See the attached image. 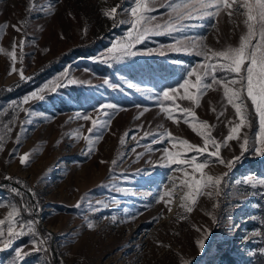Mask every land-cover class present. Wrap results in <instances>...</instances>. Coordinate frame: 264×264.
I'll return each instance as SVG.
<instances>
[{
	"label": "rangeland",
	"instance_id": "rangeland-1",
	"mask_svg": "<svg viewBox=\"0 0 264 264\" xmlns=\"http://www.w3.org/2000/svg\"><path fill=\"white\" fill-rule=\"evenodd\" d=\"M32 2L44 8L51 4L53 10L29 13L30 0H0V48L10 52L13 41L18 45L25 39L22 61L17 47L16 67L22 68L26 76L67 48L99 38L93 55L86 59L96 61L101 71L90 69L79 57L51 73L20 99L66 68L69 78L78 82L67 84L65 80L64 87L46 92L44 100L30 101L25 107L34 115L18 112L15 125H9L12 127L10 134L4 124L12 119L13 112L11 109L2 112L0 136L4 137V148L0 151V204L3 206H0V219L15 206L24 221H39L36 227L41 236L51 234L47 256L33 252L16 264H185V261L187 264H264V186L244 183L248 179L264 180V155L250 150L231 169L211 163L205 169L208 174L228 173L221 186L222 192L217 196L214 189H205V193L212 191L213 195L198 197L193 211L187 213L181 207L187 191L182 185L184 174L158 166L163 148L171 149L172 145L167 141L152 144V137L140 139L145 131L167 130L180 139L203 145L202 138L183 123L182 117L179 124L167 119L159 106L147 98V93L136 92L124 82L151 87L162 93L165 88L182 82L186 71L202 58L166 52L163 56L157 53L137 55L122 62L105 64L94 58L100 57L114 40L125 34L131 17L124 9H130L134 0ZM167 2L156 0L152 5L158 9L152 15L160 18V22L167 19V9L160 7ZM116 5H120L117 20L124 23L113 27V21L104 12ZM232 19L235 24L222 13L218 18V31L209 27L211 20L186 21L205 26L175 35L204 37L207 46L214 50L236 46L246 29L243 16ZM4 24L8 27L4 28ZM12 25L20 27L21 31H16ZM172 42V37L167 35L151 36L137 45L136 50L159 49ZM5 52H0V85L20 78L18 73L9 74L12 64ZM162 59L171 66L170 76L163 77L162 69L155 64ZM105 80H108L107 84ZM109 103L117 105L115 110H107L111 113L112 123L103 131V138L90 146L84 137L90 135L91 121L77 119L76 114L104 118L96 109ZM248 103L251 111L250 101ZM176 104L196 113L197 120L192 123L207 121L214 126L211 134L217 141L227 135L228 121L235 119L231 106L225 107L222 89H209L201 97L199 107L187 100H177ZM144 108L149 110L140 116ZM173 108L176 112L175 106ZM21 121L31 122H26L22 130ZM256 130L255 120L250 131L245 129L250 137ZM96 134L94 131L91 139H95ZM17 135L21 137L19 143ZM229 145L221 149L225 160L240 155L238 143L230 141ZM90 147L95 150L87 154ZM149 148L152 151H148ZM175 150L182 151V147L177 144ZM141 152L144 155L137 159V153ZM24 153H30L27 165L19 162V156ZM192 154L188 153V156ZM114 160L115 164L112 163ZM187 171L191 173L192 169L189 167ZM5 176H11L13 180L8 181ZM169 176L175 179L169 181ZM17 180L19 184L15 182ZM10 187H18L25 194V190L32 189L35 196L26 195L32 205L37 204V209L27 211L26 208L31 209L32 205L24 204L11 193ZM121 187L136 195L116 190ZM166 189L173 193L171 211L163 202L156 203L157 193ZM97 201H103L107 206L98 205ZM93 207L100 210L93 211ZM125 210L141 214L135 220H129ZM89 222L94 224L93 228H88ZM30 239L29 236L20 237L12 248L0 250V264H14L15 248L30 251ZM200 239L205 240L203 248L197 244Z\"/></svg>",
	"mask_w": 264,
	"mask_h": 264
},
{
	"label": "snow or ice",
	"instance_id": "snow-or-ice-1",
	"mask_svg": "<svg viewBox=\"0 0 264 264\" xmlns=\"http://www.w3.org/2000/svg\"><path fill=\"white\" fill-rule=\"evenodd\" d=\"M154 3H156V0H134L130 9H124L131 17L128 21L130 26L122 37L114 40L111 46L100 57L94 58V60L111 64L122 62L129 57L137 55H152L153 53H157L163 56L166 52L194 54L202 58L200 63L186 71L182 82L177 83L175 87L165 88L162 93L155 92L151 87H141L139 84L124 81L128 84L129 88L135 89L136 92L147 93V98L159 106L160 111L165 114L167 119L179 124L182 117L183 123L188 124L202 138V146L190 143L187 139H180L167 130L157 133L145 131L143 137L140 138L141 140H146L152 137V144L167 141V143L172 145L171 149L168 147L163 148L158 166L184 174L185 179L182 181V185L187 188V191L182 197L184 203H182L181 207L184 208L185 212L191 213L197 204L198 197L205 194L209 197L213 195L212 191L205 193V189H214L217 196L222 192L221 186L228 173L225 172L223 175L208 174L205 172V169L211 163L216 162L231 169L244 153L250 150L257 155H264V0H168L166 4L160 5V7L167 9V19H164L163 22H160V18L156 15H152V13L158 10L152 6ZM119 7L120 5H116L104 12V15L113 21V27H118L124 23V21L117 20V9ZM52 10L51 4L47 8L39 7L32 0H30L27 9L29 13ZM222 13L233 24L236 23L232 19L234 16L244 17L242 23L246 31L240 35L238 45L236 46L228 45L220 50H214L207 46L204 37L175 35L177 33H186L188 29L193 27L205 26L202 23H186V21L191 20H211L212 23L209 27L218 31V18L221 17ZM7 27L8 25L4 24V28ZM12 27L18 32L21 31L17 25H12ZM159 35L170 36L173 42L166 46H160L159 49L136 50L137 45L143 43L151 36ZM17 47L20 49V59L22 61L25 39H21L18 45L13 41L10 52H5L3 48H0V52H5L11 60L12 67L9 74L18 73L21 81H28L32 77L25 76L23 69L16 67ZM218 73L220 75H217ZM65 80L67 84L78 82L75 79L69 78L68 69L66 68L57 77L46 82L42 87L28 93L22 99L12 100L7 109L4 110L11 109L13 112L12 119L4 124L7 133L10 134L12 132V127L9 125H15L18 112H24L28 116L34 115L32 110L25 107V105H28L33 100H44L46 92H55L58 88L64 87ZM105 83L107 84L108 80H105ZM113 87H119V85H113ZM209 89H222L223 100L226 101L225 107L230 105L234 110L235 119L228 121V132L222 141H217L212 136L211 128L214 126L209 125L207 121L192 123L191 121L197 120L196 113L191 108H180L176 104L177 100H187L192 102L195 107H199L201 97ZM173 106H175L176 112H174ZM116 108L117 105L111 103L99 105L96 111L102 112L104 118L94 119L90 114L79 112L76 114L77 119L91 121L92 127L88 128L90 135L84 137V139L88 140L90 146L103 138V131L107 130L112 123L110 119L111 113L107 110H115ZM148 110V108H144L140 116H143L144 112ZM221 115H223V112H221ZM254 120L257 122L258 130L250 137L248 131H245V129L250 131L253 128ZM26 122L30 123L31 121L20 122L22 130ZM94 131L97 134L95 139H91V134ZM135 138L133 136V139ZM16 139L17 143H19L21 137L17 135ZM3 140L4 137L0 136V151L4 148ZM230 141H235L239 144L240 155L225 160L221 156V149L228 148ZM121 143H123V139ZM137 143L139 144V141ZM177 144L182 147V151L175 150ZM94 150V148L90 147L87 154H90ZM14 151L16 150L14 149ZM148 151H152V149L149 148ZM188 153L193 154L189 157ZM143 155V152L137 153L136 158L139 159ZM19 162L22 165H27L30 162V153L20 155ZM112 163L115 164L116 161L114 160ZM189 167L192 169L191 173L187 171ZM197 173L199 174L198 176L196 175ZM5 179L8 181L13 180L11 176H5ZM174 179L172 176L168 177L169 181ZM15 182L17 184L20 183L19 180ZM244 183L253 186L257 184L264 186V180L248 179ZM116 190L136 195L135 192H131L130 189L124 187L117 188ZM10 191L12 194L20 196V189L18 187H10ZM28 192L35 196L32 189L29 188ZM172 195V190L169 189L159 191L156 203L163 202L168 207V210L171 211ZM96 204L103 205L104 207L107 206L103 201H97ZM0 206L3 205L0 204ZM79 206L80 203L78 202L77 207ZM145 207L147 208L148 205ZM36 209L37 204H33L31 209L26 208L27 211H35ZM99 210V208L93 207V211ZM125 212L129 220H135L136 216L141 214L139 212L129 213L128 210H125ZM209 214L211 215V213ZM183 218L181 217V219ZM112 219L113 222L116 221L115 216ZM213 220H216L215 216H213ZM38 223L39 221L33 219L24 221L21 218L20 210L15 206L11 208L3 219H0V250L12 248L14 242L20 237H31L30 243L32 248L30 251H25L23 247L15 248L14 264L18 261H23L25 257L33 252L47 253L49 251L47 245L51 234L41 236L36 227ZM87 226L88 228H93L94 224L89 222ZM197 244L200 248H203L205 240L200 239L197 241ZM185 264H187L186 261Z\"/></svg>",
	"mask_w": 264,
	"mask_h": 264
},
{
	"label": "trees",
	"instance_id": "trees-1",
	"mask_svg": "<svg viewBox=\"0 0 264 264\" xmlns=\"http://www.w3.org/2000/svg\"><path fill=\"white\" fill-rule=\"evenodd\" d=\"M98 43L99 38H95L83 43H78L58 53L57 55L50 57L45 62L41 63L36 69L26 75L32 77V79L28 81H21L20 78H18L6 85H0V118L3 117L1 116L2 112L7 109V106L12 100H19L26 92L30 91L44 79L50 76L51 73L60 70L66 63L72 61L75 58L81 57L84 63L90 69L101 71V66H98L96 61L86 59L87 57L93 55L95 48L98 46ZM155 64L162 69L161 73H163V77L170 76L171 66L164 62L163 59L157 61ZM2 107L5 108L3 109ZM24 187H27L26 183H24ZM18 197L24 204L28 206L32 205L30 197L23 193L21 190L20 196ZM43 254L47 256V253Z\"/></svg>",
	"mask_w": 264,
	"mask_h": 264
},
{
	"label": "water",
	"instance_id": "water-1",
	"mask_svg": "<svg viewBox=\"0 0 264 264\" xmlns=\"http://www.w3.org/2000/svg\"><path fill=\"white\" fill-rule=\"evenodd\" d=\"M26 194L30 195L31 196V193L28 192V190H25Z\"/></svg>",
	"mask_w": 264,
	"mask_h": 264
}]
</instances>
